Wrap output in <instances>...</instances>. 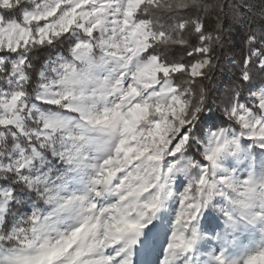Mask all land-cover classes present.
I'll return each mask as SVG.
<instances>
[{
	"label": "snow or ice",
	"instance_id": "obj_1",
	"mask_svg": "<svg viewBox=\"0 0 264 264\" xmlns=\"http://www.w3.org/2000/svg\"><path fill=\"white\" fill-rule=\"evenodd\" d=\"M0 264H264V0H0Z\"/></svg>",
	"mask_w": 264,
	"mask_h": 264
},
{
	"label": "trees",
	"instance_id": "obj_2",
	"mask_svg": "<svg viewBox=\"0 0 264 264\" xmlns=\"http://www.w3.org/2000/svg\"><path fill=\"white\" fill-rule=\"evenodd\" d=\"M239 45V39L237 38L236 40L229 42L225 46V53L228 58L238 60V58L241 55V48L238 46ZM235 71L234 68L230 67L228 65L227 60H225V65H224V70H221L217 72L216 78L218 81L221 83L225 82L227 78Z\"/></svg>",
	"mask_w": 264,
	"mask_h": 264
}]
</instances>
